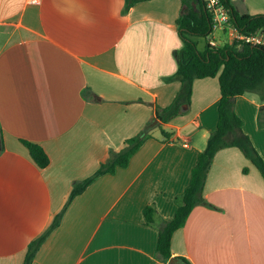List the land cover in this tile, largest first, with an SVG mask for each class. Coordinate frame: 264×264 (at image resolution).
I'll use <instances>...</instances> for the list:
<instances>
[{
  "label": "crops",
  "instance_id": "1",
  "mask_svg": "<svg viewBox=\"0 0 264 264\" xmlns=\"http://www.w3.org/2000/svg\"><path fill=\"white\" fill-rule=\"evenodd\" d=\"M131 1L0 0V264H24L74 184L146 127L150 137L129 166L73 199L33 264H264V179L236 147L216 154L202 203L174 233L177 261L158 254L160 228L175 217L216 130L221 92L217 77L195 80L184 113L151 126L181 90L171 78L184 8L182 0H135L127 10ZM232 4L264 15V0ZM221 32L208 40L232 45L233 33ZM234 108L264 159V88ZM22 141L43 147L50 165L39 168Z\"/></svg>",
  "mask_w": 264,
  "mask_h": 264
},
{
  "label": "trees",
  "instance_id": "2",
  "mask_svg": "<svg viewBox=\"0 0 264 264\" xmlns=\"http://www.w3.org/2000/svg\"><path fill=\"white\" fill-rule=\"evenodd\" d=\"M136 2L127 3V10ZM230 16V21L242 35L264 31V15L240 14L234 8L232 0H219ZM183 12L177 20L179 35L183 47L178 56V69L171 80L181 82V90L173 103L166 108H157L154 120L168 123L184 113L183 106L191 104L195 80L218 78L221 98L218 104V124L211 134L205 150L199 155L196 167L192 171L191 182L181 197V205L172 220L164 222L159 231L157 252L165 261L172 258V238L176 231L183 228L194 208L203 201V190L208 172L216 154L226 148L236 147L242 151L258 169L264 179V159L257 151L249 136L242 128V119L237 115L234 104L238 97L248 92L262 93L264 88V47L252 46L238 41L232 45L213 47L208 40L214 33V18L204 0H182ZM205 40L204 49H199L196 39ZM149 128V127H148ZM148 128L136 137L125 141V147L119 152L111 151L110 158L102 162L96 173L79 183H75L71 195L62 212L58 214L46 232L33 241L28 248L24 264H33L42 244L55 230L68 205L74 198L83 194L100 176L113 175L120 168L129 166L132 157L150 137ZM164 136H168L163 133ZM32 160L39 168L50 165V158L38 144L22 141ZM247 173V169L244 170ZM149 226L155 224V209L147 207L144 211ZM180 261L189 264L185 259Z\"/></svg>",
  "mask_w": 264,
  "mask_h": 264
},
{
  "label": "built area",
  "instance_id": "3",
  "mask_svg": "<svg viewBox=\"0 0 264 264\" xmlns=\"http://www.w3.org/2000/svg\"><path fill=\"white\" fill-rule=\"evenodd\" d=\"M204 1L206 3L207 9L210 11L214 18V30L216 28L220 29L221 31L230 30L231 33H233L232 36L234 38V42L238 41L240 43H245L252 46L264 47V31H258L254 34L242 35L231 23L228 11L220 5L219 0ZM210 44L213 47H219L217 41L215 40H211Z\"/></svg>",
  "mask_w": 264,
  "mask_h": 264
},
{
  "label": "rangeland",
  "instance_id": "4",
  "mask_svg": "<svg viewBox=\"0 0 264 264\" xmlns=\"http://www.w3.org/2000/svg\"><path fill=\"white\" fill-rule=\"evenodd\" d=\"M214 35L217 36L218 38L220 37V39H221L222 37H224L223 34H222V32H221V30L218 29V28H216V29L214 30ZM220 39H218V40H220ZM196 40H197V42H199L200 47H201V45L203 46V45L205 44V40H204V39L198 38V39H196ZM222 40H223V39H222ZM248 160H249V159H248Z\"/></svg>",
  "mask_w": 264,
  "mask_h": 264
},
{
  "label": "water",
  "instance_id": "5",
  "mask_svg": "<svg viewBox=\"0 0 264 264\" xmlns=\"http://www.w3.org/2000/svg\"><path fill=\"white\" fill-rule=\"evenodd\" d=\"M184 109H186V106H184ZM158 123H159V121H155L154 123H153V125H151V126H153V127H155L156 125H158ZM177 261V259H170V262L171 263H175Z\"/></svg>",
  "mask_w": 264,
  "mask_h": 264
}]
</instances>
